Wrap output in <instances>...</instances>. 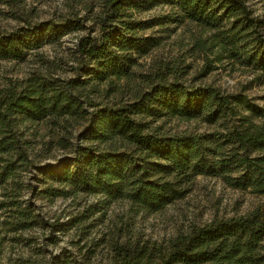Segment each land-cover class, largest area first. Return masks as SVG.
<instances>
[{
    "label": "trees",
    "instance_id": "1",
    "mask_svg": "<svg viewBox=\"0 0 264 264\" xmlns=\"http://www.w3.org/2000/svg\"><path fill=\"white\" fill-rule=\"evenodd\" d=\"M107 1L106 18L114 21L124 0ZM152 2L177 5L181 17L212 30L199 43L216 53V61L224 57L239 59L264 74L262 20L245 0ZM104 22L99 36L85 35L78 40L77 51L89 77L61 80L34 76L19 90L0 89V186L19 169L32 164L28 141L18 126L19 115L40 119L83 114V106L89 101L75 93V88L84 86L89 79L130 75L138 56L157 43L154 38L128 34L135 28L132 22ZM61 30H66L65 26L47 20L0 31V58L21 60L29 49ZM143 111L201 118L209 123L222 120L225 127L159 134L144 131L143 122L135 117ZM262 117L264 109L243 91L229 93L213 85L158 83L138 100L98 108L87 128L99 145L79 147L71 159L72 167H65L63 174L78 189L103 193L108 203L126 198L150 212L181 197L187 190L185 184L198 174L220 177L231 187L264 193V120L257 121ZM118 134L127 142L124 149L119 148ZM50 226L57 229L59 224ZM112 250L105 264H262L264 208L247 216L193 226L168 239L129 238L113 243ZM47 264L101 263L92 262L90 256L79 259L66 251L51 256Z\"/></svg>",
    "mask_w": 264,
    "mask_h": 264
},
{
    "label": "rangeland",
    "instance_id": "2",
    "mask_svg": "<svg viewBox=\"0 0 264 264\" xmlns=\"http://www.w3.org/2000/svg\"><path fill=\"white\" fill-rule=\"evenodd\" d=\"M245 1L262 20L264 34V0ZM108 13L107 0H0V31L47 20L66 28L29 49L21 60L0 58V89L19 90L34 76L61 80L89 77L77 51L78 40L85 35L99 36L105 20L132 22L135 28L128 34L157 40L138 56L130 75L89 79L75 88V93L89 101L83 106V114L40 119L18 116L32 164L0 186V264H47L51 256L66 251L79 259L90 256L92 262L105 264L112 257L115 242L139 237L168 239L193 226L247 216L264 208V193L231 187L220 177L205 174L195 175L185 184L187 190L181 197L152 212L126 198L108 203L103 193L70 184L63 169L72 167L77 149L99 145L87 128L97 109L138 100L158 83L213 85L229 93L243 91L264 109L263 71L239 59L224 57L216 61V53L199 43L212 30L181 17L177 5L124 0L114 21L106 18ZM160 113L143 111L135 117L143 122L144 131L159 134L225 127L222 120L209 123L201 118ZM117 138L119 148L124 149L127 142L119 134ZM51 223L59 226L54 229Z\"/></svg>",
    "mask_w": 264,
    "mask_h": 264
}]
</instances>
